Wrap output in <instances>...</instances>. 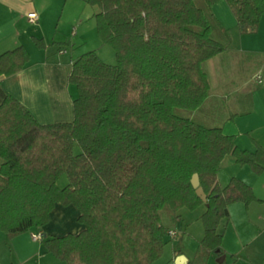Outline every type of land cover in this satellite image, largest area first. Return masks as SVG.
<instances>
[{"label": "trees", "instance_id": "trees-1", "mask_svg": "<svg viewBox=\"0 0 264 264\" xmlns=\"http://www.w3.org/2000/svg\"><path fill=\"white\" fill-rule=\"evenodd\" d=\"M88 2L99 7L98 34L117 61H104L96 49L74 60L68 76L78 91L72 120L40 122L0 78V231L15 236L41 227L57 202L72 203L84 227L46 236L47 251L69 263L152 264L167 242L161 209L205 204L204 236L187 264H206L212 253L224 254L219 225H227L229 205L259 200L242 178L220 183L223 159L232 155L264 172L262 144L242 148L221 126L174 110L205 103L211 84L204 63L226 44L212 35L195 0ZM227 2L241 26L259 25L264 0ZM33 39L48 45L44 37ZM30 57L23 44L1 52L0 76L19 72ZM195 172L208 205L192 183ZM63 173L68 183L60 186Z\"/></svg>", "mask_w": 264, "mask_h": 264}, {"label": "crops", "instance_id": "crops-1", "mask_svg": "<svg viewBox=\"0 0 264 264\" xmlns=\"http://www.w3.org/2000/svg\"><path fill=\"white\" fill-rule=\"evenodd\" d=\"M65 1L67 3L72 0ZM52 2L53 0H0V53L23 44L31 55L22 70L9 76H0L2 85L20 99L42 123L72 120L73 100L78 94L76 85L68 79L74 60L81 54L78 44L73 39L71 42L73 41L74 45L71 46L57 43L55 37H48L47 33H40L38 29L40 26L43 28L45 7ZM210 7L221 29L228 35L229 43L224 51L204 63L208 66L211 89L201 107L209 105L213 107L214 113H218L223 104L225 110L222 112V118L218 120V126L226 133L235 134L239 146L254 150L257 142L264 146V86H261L264 81V65H256L258 67L251 76L249 72L244 74L240 63L248 62L242 60L243 54L252 57L264 55V39L259 37L261 32H264V15L259 25L250 29L238 23L228 2L219 0ZM31 11L37 13L38 19L30 21L28 18L30 24L26 27L21 25V18ZM39 34L48 42L46 47H39L35 43L33 36ZM228 51L234 54L231 55L227 69L221 72L223 74L220 76L217 66H221L222 55ZM235 52L242 55H236ZM253 77H256L260 84L253 88L248 87ZM248 95H251L250 103ZM233 176L249 183L259 200H254L248 205L243 201L229 205L230 217L222 242L224 254L212 253L206 264H264V172L254 174L247 164L237 163L232 155H226L218 173L219 181L226 185ZM205 210L206 205H200L195 214L197 218ZM179 211L180 209L176 211L177 215H180ZM79 214L76 205L57 202L51 212L50 221L45 225L31 228L13 237L0 231V264H80L58 258L46 250L43 242L44 238L51 234L79 232L84 227L78 220ZM170 229L177 231L176 228L168 230ZM196 230L197 240L193 242L189 252L186 251L185 245L178 246L180 252L176 251L174 246L168 251L164 250L163 255L152 264H177V256L180 253H184L188 260L193 258L195 246L204 236L201 228ZM36 233L42 234V237L34 238ZM180 234H183V231ZM176 235L170 236L174 238Z\"/></svg>", "mask_w": 264, "mask_h": 264}, {"label": "rangeland", "instance_id": "rangeland-1", "mask_svg": "<svg viewBox=\"0 0 264 264\" xmlns=\"http://www.w3.org/2000/svg\"><path fill=\"white\" fill-rule=\"evenodd\" d=\"M224 1L227 2V0ZM195 2L198 6L205 10L208 19L211 21L212 35L227 45L229 43V37L226 32L221 29L217 19L213 14L212 8L210 7L211 5H209L206 0H195ZM98 10L99 7L89 3L88 0H72L67 3L65 0H53L51 4H47L45 7L44 16L46 18L44 19L43 28L40 26L38 29L40 33L43 31L47 33L48 37H55L54 39L57 40V43L60 42L71 46L74 45L73 41L71 42L73 39L75 43L78 44V48L81 49L79 50L81 53L90 49H96L104 61L108 63H116L117 58L114 48L111 45L104 43L98 34L97 23L94 17L95 12ZM28 18V15L22 17L20 24L26 27L28 24H30ZM250 29L252 28L250 27ZM77 30L78 34H76ZM82 34L85 35L82 36ZM38 36L41 37L40 34ZM259 37L261 40L264 39L263 31ZM232 54L234 53L228 51L222 55L223 61L220 62L221 66H217V73H220V76L223 74L221 72H224L227 69ZM235 54L242 55L240 52H235ZM243 59L248 61H242L243 63H240V66L243 67L244 74L249 72V74L252 76L256 71V67H258L256 65H264V55L252 57L251 55L249 56L243 54L242 60ZM252 61H257V63L255 64ZM204 68L209 73L208 66L204 64ZM262 74L264 77V72H262ZM258 82V79L253 77L250 80L248 87L253 88L260 84ZM261 86H264V81L261 83ZM250 96L251 95L247 96L248 103L251 101V98H249ZM204 106L200 109L175 107L174 110L176 113L183 116L192 117L194 120L204 125H218V120L222 118V112L225 110V106L222 104V106L218 109L217 112L219 114L214 113L213 107L209 105H206L205 107ZM76 151H80L78 144L76 145ZM248 168H250V171L253 173L254 170L250 165H248ZM254 174L256 173L254 172ZM67 183V174L63 173L58 179V184L60 186H64ZM197 210L198 207L195 209H190L189 207L184 206L180 208V215L176 217V211H174L170 206L166 205L161 209L162 222L167 226V229L176 228L178 231V234L174 238H171L170 234H166L167 242L164 250L168 251L171 247L185 245L186 251H190L191 245L197 240L198 231L196 229L201 228V231H203V233L205 232L204 223L201 216L197 218L195 215L198 212ZM224 226L223 220L219 225V229L222 230L227 225L225 227ZM182 231L183 234H180ZM198 245L195 246V251H197Z\"/></svg>", "mask_w": 264, "mask_h": 264}, {"label": "water", "instance_id": "water-1", "mask_svg": "<svg viewBox=\"0 0 264 264\" xmlns=\"http://www.w3.org/2000/svg\"><path fill=\"white\" fill-rule=\"evenodd\" d=\"M192 183H193L194 187L196 188V192L201 196V198L204 200V202H206V204L208 205L207 193H206L204 187L201 185L200 176H199L198 172H195L193 174ZM188 261H189L188 257L184 253H180L177 256V264H187Z\"/></svg>", "mask_w": 264, "mask_h": 264}, {"label": "built area", "instance_id": "built-area-1", "mask_svg": "<svg viewBox=\"0 0 264 264\" xmlns=\"http://www.w3.org/2000/svg\"><path fill=\"white\" fill-rule=\"evenodd\" d=\"M28 17H29V20H30V21H35V20L38 19V15H37V13L34 12V11L29 12ZM168 234L174 236V235L177 234V231H176V230H171V229H170V230H168ZM41 237H42V234H40V233H36V234H34V238H41Z\"/></svg>", "mask_w": 264, "mask_h": 264}]
</instances>
